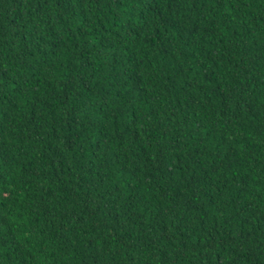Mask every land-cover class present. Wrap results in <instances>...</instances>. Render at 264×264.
<instances>
[{"label": "trees", "instance_id": "trees-1", "mask_svg": "<svg viewBox=\"0 0 264 264\" xmlns=\"http://www.w3.org/2000/svg\"><path fill=\"white\" fill-rule=\"evenodd\" d=\"M0 264H264V0H0Z\"/></svg>", "mask_w": 264, "mask_h": 264}]
</instances>
